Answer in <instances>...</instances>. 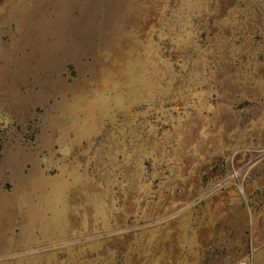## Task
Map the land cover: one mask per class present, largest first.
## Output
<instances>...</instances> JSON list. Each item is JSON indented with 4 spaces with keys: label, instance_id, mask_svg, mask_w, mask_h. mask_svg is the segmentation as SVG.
<instances>
[{
    "label": "rangeland",
    "instance_id": "1",
    "mask_svg": "<svg viewBox=\"0 0 264 264\" xmlns=\"http://www.w3.org/2000/svg\"><path fill=\"white\" fill-rule=\"evenodd\" d=\"M248 185L264 0H0V264H185Z\"/></svg>",
    "mask_w": 264,
    "mask_h": 264
},
{
    "label": "crops",
    "instance_id": "2",
    "mask_svg": "<svg viewBox=\"0 0 264 264\" xmlns=\"http://www.w3.org/2000/svg\"><path fill=\"white\" fill-rule=\"evenodd\" d=\"M245 190L227 212L230 219L199 218L198 232L192 230L187 241L185 264H264V189L248 185Z\"/></svg>",
    "mask_w": 264,
    "mask_h": 264
}]
</instances>
